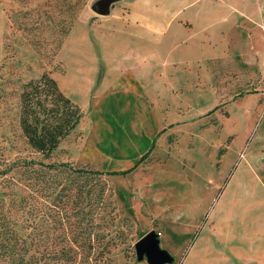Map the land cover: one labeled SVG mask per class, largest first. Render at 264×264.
Returning <instances> with one entry per match:
<instances>
[{"label": "rangeland", "instance_id": "1", "mask_svg": "<svg viewBox=\"0 0 264 264\" xmlns=\"http://www.w3.org/2000/svg\"><path fill=\"white\" fill-rule=\"evenodd\" d=\"M96 1L0 0V213L20 235L43 229L41 243L53 249L68 250L55 235L80 215L83 227L99 223L93 229L104 239L71 244L75 264H147L135 242L148 230L171 256L162 264H218L238 236L229 240V218L209 210L228 194L249 232L257 192L250 169L264 161V0H250L253 37L230 42L211 79L188 53L171 65L147 57L144 67L128 48L142 40L123 26L139 0H112L102 13L92 9ZM162 5L163 22L170 8ZM178 21L185 34L190 24ZM234 45L241 51H230ZM42 70L82 111L47 156L28 145L18 121L22 83ZM79 167L101 173L82 194ZM100 185L105 207L84 205L98 201ZM105 239L112 244L95 256Z\"/></svg>", "mask_w": 264, "mask_h": 264}, {"label": "crops", "instance_id": "2", "mask_svg": "<svg viewBox=\"0 0 264 264\" xmlns=\"http://www.w3.org/2000/svg\"><path fill=\"white\" fill-rule=\"evenodd\" d=\"M137 4L139 12L134 10L135 2L132 3L123 26L127 29L125 33L131 36L132 41L134 38L142 40L143 44L139 47H127L129 52L142 58L144 67L147 57H156L163 65H171L178 60L181 61L183 54L188 53L190 59L197 62V65L203 64L202 69L205 70V76L211 79L213 78V66H219L221 59H224L229 43H235V40L242 37L247 39L253 37V31H250L249 27L253 23L255 14L250 0H187L183 5L173 1L172 3H161L158 0H139ZM162 4L170 8V17H165L163 22ZM147 7L149 10H144ZM179 19L186 20L190 24L185 34H182V31L178 32V30L185 29L183 23L178 21ZM163 23L168 25L165 26ZM145 39L153 43L145 44ZM163 40H169L170 46H162ZM234 46L235 49L230 51L237 50L236 45ZM240 51L237 50V52ZM67 97L73 103L78 104L72 97ZM254 160L250 171L252 175L257 174V192L251 198L253 204L250 209L249 232L245 230L247 227L240 226L236 210H232L230 206L233 197L227 198L228 194L217 201V207L209 210L210 218L212 216L229 218V226L224 228L225 236L229 240L231 239L230 233L234 232L238 236L237 241L224 244L228 254L224 252L217 260L218 264H264V179L262 178L264 177V161L263 159ZM214 204L216 203L213 201V206Z\"/></svg>", "mask_w": 264, "mask_h": 264}, {"label": "trees", "instance_id": "3", "mask_svg": "<svg viewBox=\"0 0 264 264\" xmlns=\"http://www.w3.org/2000/svg\"><path fill=\"white\" fill-rule=\"evenodd\" d=\"M46 97L49 105L44 102L47 100ZM80 115L79 106L62 93L48 70H42L38 76L22 83L18 107L19 126L28 145L44 156L49 155L51 150L57 146L58 141L76 125ZM60 164L63 165L64 162ZM43 165L49 167L51 163ZM75 171L77 176L83 178L79 185V194H82L89 181L93 184L99 183L100 171L87 167H79ZM99 191H102L101 185ZM102 193L103 191L98 196V201L88 199L82 203L93 205L94 208H104L105 201ZM79 218L73 226H68L69 229H61L60 233L55 235L61 242L68 245V250H66L64 247L53 249L46 247L45 244L42 245V236L46 237L43 229H39L37 235L18 234L5 216L0 213V257L4 258V264H75L74 249L71 244L81 246L86 242V245L92 247V242H99L105 236L93 229L99 227V223L83 227L81 225L83 216L80 215ZM98 218L102 219L103 216L99 215ZM61 225V220H57L52 230ZM91 232L93 239H90ZM42 233L44 235H41ZM26 238H28V243ZM110 244L112 241L105 239L95 256L106 252Z\"/></svg>", "mask_w": 264, "mask_h": 264}, {"label": "water", "instance_id": "4", "mask_svg": "<svg viewBox=\"0 0 264 264\" xmlns=\"http://www.w3.org/2000/svg\"><path fill=\"white\" fill-rule=\"evenodd\" d=\"M92 9L98 13L105 10L104 0H98L92 5ZM157 233L154 230L144 232L135 242V248L140 258L144 253L148 264H161L171 260V256L158 246Z\"/></svg>", "mask_w": 264, "mask_h": 264}, {"label": "bare ground", "instance_id": "5", "mask_svg": "<svg viewBox=\"0 0 264 264\" xmlns=\"http://www.w3.org/2000/svg\"><path fill=\"white\" fill-rule=\"evenodd\" d=\"M104 3L107 5V4H110L112 3V0H104Z\"/></svg>", "mask_w": 264, "mask_h": 264}]
</instances>
